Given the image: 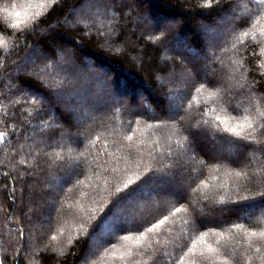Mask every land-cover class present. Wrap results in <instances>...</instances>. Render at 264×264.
I'll list each match as a JSON object with an SVG mask.
<instances>
[{
  "label": "trees",
  "instance_id": "obj_1",
  "mask_svg": "<svg viewBox=\"0 0 264 264\" xmlns=\"http://www.w3.org/2000/svg\"><path fill=\"white\" fill-rule=\"evenodd\" d=\"M110 1L109 11L96 13L93 23L68 27L64 23L72 20L74 10L85 0H0V9L15 4L16 11L28 17L27 23L13 29L0 11V132L5 133L0 141V261L135 264L138 260L139 264H153L166 249L169 256L161 259V264L170 260L178 264H264V239L249 234L264 230V210L254 215L251 209L233 211L238 201L252 202L244 197L255 198L256 207L264 206L259 203V194L264 192V4L260 0H211L210 4L208 0ZM105 3L95 6L103 8ZM235 8L243 13L233 20L227 34L229 42L218 44L216 56L220 60L211 64L216 78H203L197 74L201 71L198 67L194 72L188 53L174 52L170 59L162 60L163 48L176 35L165 30L149 34L136 21L139 15H149L154 20L159 16L179 19L176 34L189 41V50L198 54L207 48L203 28L215 27L223 14ZM242 20L248 21L243 29L239 27ZM244 31L248 36L243 35ZM157 35L162 39L156 41ZM112 45L122 52L112 50ZM221 46L223 53L219 51ZM34 48L42 49L49 58L40 74L21 68L24 57ZM63 49L75 54L77 66H86L88 58L94 59L104 68L102 73L113 74L109 88L129 99L104 102L106 110L96 113L90 109L82 116L83 124L73 123L71 116L57 106L55 81L48 73L54 71L59 79L67 78L71 90L94 84L86 76L69 72L64 59L59 61L58 53L64 54ZM177 70L183 73L169 87L187 89L181 101L183 111L170 117L160 79ZM221 76L223 81L229 77L228 86L221 82ZM205 80H214L218 86H206L199 93L192 88ZM139 93L147 97V110L133 108ZM83 100L88 107L98 102L91 97ZM67 101L70 102H64ZM151 110L158 114H151ZM217 116L221 120L227 117L229 127L242 122L245 130L240 136L226 132L224 124L215 119ZM245 116L252 129L247 128ZM202 120L208 124L199 126ZM194 124L200 127L195 143L189 137L190 131H198ZM202 129L209 132L203 134ZM202 134L206 138H201ZM129 136L131 140L127 139ZM185 137L189 138L180 148L177 141ZM201 139H206L211 147L223 143L242 146V152L234 158L229 155L216 159ZM57 154L63 159L58 160ZM237 172L241 175L237 176ZM48 176L54 178L55 187L63 183L49 208L52 218L29 232V220L16 196L34 192L26 188L28 180L37 185ZM149 176L155 178L145 184ZM160 182L169 183L175 191L158 194L154 184ZM203 182H207L206 188ZM137 186L138 192L142 186H149L150 195H154L140 199L144 208L125 204V200L116 203ZM194 188L199 190L193 192ZM137 191L131 197L138 196ZM181 206L188 207L189 212L172 216L171 212ZM124 210L130 222L110 224L114 227L112 234L98 235L100 246L92 248L90 241L98 234L97 225H107L113 214ZM165 215L169 217L166 224L157 232L148 233L143 247L138 249L135 237L139 231ZM184 220L189 223L185 225ZM237 224L243 227H233ZM204 232L208 235L201 242L199 237ZM125 235L133 239L124 240ZM104 240L111 243L105 245ZM193 240L197 241L196 248L188 251ZM148 244L152 247L145 251ZM208 245L216 251L208 252ZM129 250L131 256L127 255Z\"/></svg>",
  "mask_w": 264,
  "mask_h": 264
},
{
  "label": "rangeland",
  "instance_id": "obj_2",
  "mask_svg": "<svg viewBox=\"0 0 264 264\" xmlns=\"http://www.w3.org/2000/svg\"><path fill=\"white\" fill-rule=\"evenodd\" d=\"M102 2H106L104 5H102L103 8L95 6V3H102ZM110 7H111L110 0H85V2L83 3V5L80 6V8H78L77 10H74L73 15H72V20L67 19L64 24H66L68 27H74L78 25L80 26L84 24L88 25V23L94 22L95 20L94 16L96 13H99V12L106 13L109 11ZM132 11L134 12V9ZM242 13L238 10V8H235L231 12L223 14L217 20V24L215 25V27H210L211 29H208L207 27L203 28L204 32H203L202 37L205 39L207 48L204 53H198V54H195L194 51L189 50L190 49L189 41L181 40L178 34H176L177 33L176 27L177 26L180 27L179 24H181L179 19L166 18V17L159 16L158 18H156V20H154V18H151L149 15H139L136 17V21L138 22L139 25L144 27L145 31H148L149 34H158V32H161L164 30L174 32V34L176 35L174 36V40L171 43L166 44L165 47L163 48L162 56H161L162 60L167 61L168 59H170V57L172 56L174 52L181 54V55H185L186 53H188L190 55L192 64L195 65L194 72L198 71L197 70V67H198V69H201V71L200 72L198 71L197 74H201L203 78L212 77V76L216 78V76H214L212 73L214 70L211 69V64L216 63V61L220 60V58L218 60V57L216 56V54L218 53L217 52L218 44L220 45L226 44L225 41H228L227 34H229V31L233 27V22H234L233 20L237 18V14L242 15ZM150 14L153 15L152 12H150ZM200 25H202L201 22H200ZM135 32H138V31H135ZM113 49L117 53L122 52V50L121 51L117 50L116 46L114 45H112V50ZM63 51H64V54L58 53L59 61L62 62L63 60L61 59H64L69 72H72L73 74L79 77L86 76L94 84V85H90L86 87L82 86V88L78 87V89H73L74 95H76V97H78V100H79V103H75L72 105L75 108V112L73 113V115H71V119L73 123H75L76 125L83 124L84 121H83L82 116L86 115L87 113H90L91 110L94 112L96 111V113L101 110H106L107 108L105 109L106 106L104 105V102L123 101L124 99H129L128 96H127L128 98H125L123 97L122 94H118L117 92L113 91L112 87L109 88L112 85V84L110 85V82L113 83L112 82L113 74L102 73L101 71H103L104 68L100 67L99 64L94 59L88 58L87 60L88 64H86V66H83V67L77 66L76 60H75V54L71 52L70 50H66V49H63ZM219 51L223 53L225 50H222V46H221ZM48 59L49 58H48L47 53L43 52L42 49L34 48L29 54H27L26 57H24V61L22 63L21 68L24 69L28 67V71L31 72V74L32 73L37 74L36 72L40 74L42 72L43 63L45 62V60H48ZM205 68H208V69L206 70ZM182 73L183 72L181 70H177L169 74L167 78L165 76V78L160 79L162 83L164 84L163 90L165 93L166 101L168 103L166 113L169 112L170 108L173 105L176 106L177 109H183V105L181 104V101H182V98H184L183 95L187 89V86L179 87L178 90H172L169 87L171 82L173 83L174 79L178 78ZM220 80H222L221 82H224L225 86L226 85L228 86V81L230 82L229 77L226 78V81H223L222 76H221ZM95 83H98V84H95ZM131 85L134 86V84H131ZM230 87H234V85H230ZM87 95H92L90 97L95 98L94 102L98 101L97 104L102 105V106L96 107L97 106L96 104L94 106L88 107V105L83 102L84 101L83 99H90V97H87ZM66 99L70 100L69 97H66L65 100ZM47 100L48 99L46 97H42V101L47 102ZM56 102H57V106L60 107L62 111H64L65 105L68 101L67 102L56 101ZM147 106L149 107V104L147 103L146 95L143 93H139L137 96V104L134 105L133 108L147 110ZM150 112L151 114H158V113H155V111L153 110H151ZM198 125L194 124V127H196V129L199 131L200 125L199 126ZM202 130H203L202 132L203 134H205L206 132H209L205 129H202ZM203 134L202 136L204 137H201V138H206V136ZM207 134L209 135L210 133H207ZM201 140L204 143V146L211 148L210 155L212 157L213 155H215L216 159L223 158V157L226 158L229 155L233 156L234 158V157L239 156L242 152V146L240 147V146H235L231 143L229 144L223 143V144H220L219 146L211 147V144L208 141H206V139H201ZM65 180L63 179L62 181L64 182ZM53 182H54V178L51 176H48V178L45 180H40L39 184L37 185L34 183V180H28V182L26 183V188L30 190L33 189L34 192L30 191V192L23 193L22 195L17 194L16 196V202L22 205L24 215L29 220V225L27 229L29 232L30 230L32 231L33 228H37L38 225L50 221V219L52 218V214H49L50 212L49 208L53 207V199L55 197H58V194H56V190L60 189L63 184L61 183L60 185H58L59 187H55V184ZM17 184L18 183L16 182V185ZM180 184L182 188L185 189L186 185L182 181H180ZM34 187L36 188V190L34 189ZM171 187L169 188V183H164V182L154 184V188L157 189L156 192L158 194H161V193L169 194V192L170 193L174 192L176 188L172 190ZM42 190H44V193H42ZM139 190H140L139 192L137 191L138 196L130 197L129 199L125 200L124 203L130 204L132 206L144 208L145 203L141 201L140 199L154 198V195L152 194L150 195L149 193V190H150L149 186H147L146 188L142 186V188H140ZM146 190H147V193H146ZM139 196H142V197L139 198ZM34 204L36 205L40 204L42 207L36 208V205ZM256 208L257 209H255V211L251 209V212H252L251 215H254L256 211L260 212L261 210H264L263 205L258 206ZM201 209L202 208H200L199 210L201 211ZM125 212L126 210L113 214L112 218L108 221V224L106 225L107 227H105L103 230L99 229L97 231L98 234L92 237L90 241L92 248L95 245H98V241L96 238L98 235L106 237L112 234L114 227H111V226L114 223H118L119 221H121L124 224H126L130 222V220L127 217L128 215H126ZM202 213H206V211L203 210ZM110 224L112 225L110 226ZM27 238H28L27 240L30 239L29 236Z\"/></svg>",
  "mask_w": 264,
  "mask_h": 264
},
{
  "label": "snow or ice",
  "instance_id": "obj_3",
  "mask_svg": "<svg viewBox=\"0 0 264 264\" xmlns=\"http://www.w3.org/2000/svg\"><path fill=\"white\" fill-rule=\"evenodd\" d=\"M208 3L210 4L211 3V0H208ZM260 3L261 4H264V0H260ZM0 11H2L5 16H4V19H7V20H10L11 21V24H10V28H13V29H19L21 27L22 24H25L27 23L28 21V17H27V14L25 13L24 17L21 16V13L16 11V5L13 4L11 6V8H3V9H0ZM38 15V14H37ZM248 23L247 20H242L239 27L241 29H243L245 27V25ZM248 32L247 31H244L243 32V35L244 36H248ZM154 39L156 41H159L162 39V36L160 35H157L154 37ZM48 75L55 81V89L54 91L56 92V100L57 101H65V98L66 97H69L70 98V102H67L66 105H65V109L64 111L67 113L68 116H71L73 115V113L75 112V108L72 106L73 103H79V100L77 99L76 95H74V90H71L69 89L68 85H69V81L67 80V78L65 79H59L57 77V74L53 71V72H49ZM206 86L208 87H217V82L216 81H209V80H205L204 82H201L199 84V87H196L195 84L192 85V88L195 89L196 92H201L202 89H204ZM49 87L51 88L52 85H49ZM216 95V93H210V96H214ZM33 103H35V101H33ZM191 103H189L188 105V108H191ZM52 107L54 108L55 105H52ZM183 111V109H177L176 106H172L169 110V112L167 113L168 116L170 117H176V116H179L180 115V112ZM232 111H236L235 108L232 109ZM204 113L201 112V116H203ZM262 115H264V113H262ZM153 119H156V117H153ZM215 119L217 121H220L222 124H224V131L226 132H230V133H233L235 134L236 136H240L241 133L245 130V124L242 123V122H238L235 126H231L229 127L227 125V117L224 119V120H221V118L219 116L215 117ZM244 120L245 121H248V117L245 116L244 117ZM199 123H203V124H208V121H205V120H202ZM148 127H152V125H148ZM261 127H264V124L261 125ZM247 128L248 129H252L253 128V125L250 121H248L247 123ZM237 129H239L240 131H238ZM200 135L199 131H196V132H189V137L192 138V141L193 143H195L197 137ZM189 137H185L183 141H180L178 140L177 141V144L180 148H183L184 147V142L188 140ZM5 138V133L4 132H0V141H3ZM96 139H99V137H97ZM127 139L131 140L132 137L129 136L127 137ZM81 155H83L81 153ZM168 156L171 157L172 156V153L169 152L168 153ZM57 159L58 160H62L63 158L60 157L59 154H57ZM173 163H175V161H173ZM237 176H240L241 173L240 172H237L236 173ZM153 178H155L154 176H149L148 177V180H145L144 183L147 184L149 183ZM204 184V187L206 188L207 187V182H203ZM125 187L127 188L128 185L126 184ZM139 186H137V188H134L132 189L131 191L125 193V195L121 196L119 198L118 201H116V203H120L121 201L123 200H127L129 199L137 190H138ZM199 189L198 188H194L193 189V192H196L198 191ZM117 191H120V189L118 188ZM260 197H261V200L259 201V203H262L264 204V192H261L260 194ZM205 200L208 199L207 196L204 197ZM222 199V198H221ZM244 200L245 201H249L251 200L252 202H247V203H240L239 201L236 202V207L233 209L234 212L236 213H240V212H246V211H249L250 209H253L254 207H256V202H255V198H249V197H244ZM116 205L114 204L113 207H115ZM193 207H195V204H193ZM111 209H109V213H111ZM201 211H203L201 209ZM181 212H184V213H188L189 212V208L186 207V206H181V207H176L172 212H171V215L172 216H175L177 213H181ZM242 219H248V217H241ZM105 220H107V216H105L104 218ZM169 220V217L167 215H165L162 219L158 220L156 223H152L150 227H147L145 230H142V231H139V235H137L135 237V241H136V247L139 249L140 247H143L142 245V241L145 239L146 235L148 233H155L157 232V230L161 229L165 224L166 222ZM189 223L188 220H184V224L187 225ZM105 227H107L103 222L100 224V225H97V228L103 230ZM233 227H239V228H242L243 225H240V224H237V225H233ZM250 236L251 237H257V238H260V239H264V230H261L259 232L257 231H251L250 233ZM20 235H22V232L20 233ZM208 233L207 232H204L201 234V236L199 237V241L203 242L204 240V237L207 236ZM124 240H132L133 237L130 236V235H125L122 237ZM52 239L55 240L56 237L55 236H52ZM111 243V240H104V244H110ZM196 244H197V241L196 240H193V243L191 245V247L188 249V251H193V249L196 248ZM98 247L100 245H97ZM113 247H115V245L113 244L112 245ZM152 245L151 244H148L147 245V248H145L144 250L147 251L148 248H151ZM216 251V249H214L211 245H208V252L210 253H214ZM257 252L260 251L259 248L256 249ZM94 254V253H93ZM127 255L131 256L132 255V252L131 250H129V252L127 253ZM201 256L204 255L203 252L200 253ZM169 256V253L168 251L165 249V250H162L161 252V259L165 258V257H168ZM123 258V257H121ZM161 259H157L153 262V264H161ZM0 264H3L2 261H0ZM90 264H93V262H90ZM135 264H139V261L137 260L135 262ZM166 264H178L177 261L175 260H170V261H167Z\"/></svg>",
  "mask_w": 264,
  "mask_h": 264
}]
</instances>
